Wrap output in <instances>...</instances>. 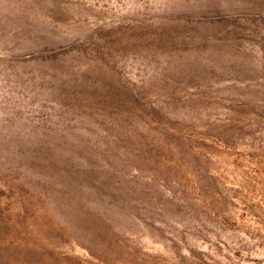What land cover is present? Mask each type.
I'll use <instances>...</instances> for the list:
<instances>
[{
    "label": "rangeland",
    "instance_id": "obj_1",
    "mask_svg": "<svg viewBox=\"0 0 264 264\" xmlns=\"http://www.w3.org/2000/svg\"><path fill=\"white\" fill-rule=\"evenodd\" d=\"M0 264H264V0H0Z\"/></svg>",
    "mask_w": 264,
    "mask_h": 264
}]
</instances>
